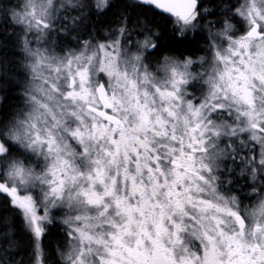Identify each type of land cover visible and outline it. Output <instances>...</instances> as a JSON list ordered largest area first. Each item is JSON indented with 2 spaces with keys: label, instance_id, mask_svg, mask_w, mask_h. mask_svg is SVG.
Returning a JSON list of instances; mask_svg holds the SVG:
<instances>
[{
  "label": "snow or ice",
  "instance_id": "obj_1",
  "mask_svg": "<svg viewBox=\"0 0 264 264\" xmlns=\"http://www.w3.org/2000/svg\"><path fill=\"white\" fill-rule=\"evenodd\" d=\"M115 6L96 0L95 15ZM149 11L177 40L207 31L211 59L153 70ZM92 14L85 0H0L26 77L24 107L0 116V205L35 264L56 211L61 264H264V198L243 203L264 194V0H123L103 39ZM0 241V264H24L14 231Z\"/></svg>",
  "mask_w": 264,
  "mask_h": 264
},
{
  "label": "trees",
  "instance_id": "obj_2",
  "mask_svg": "<svg viewBox=\"0 0 264 264\" xmlns=\"http://www.w3.org/2000/svg\"><path fill=\"white\" fill-rule=\"evenodd\" d=\"M88 1L90 0H87L86 3ZM239 1L229 0L230 3L236 5H238ZM11 2L16 4L19 0H11ZM110 3L116 6L108 8L103 15L99 16L95 15V6L92 3H88L91 5V12L93 13L88 23V30L98 29L99 31L94 34L99 39L104 38L106 30L111 26V21L115 19L114 13L119 12L123 6V0H110ZM146 18L153 31H158L161 34L158 42L159 47L150 56L151 63L159 61V58L164 56L183 58L197 57L208 53L207 46L210 41L207 31L189 32L185 39L177 40L173 31L172 18L158 14L154 16L150 11L146 13ZM97 21H100V23H97ZM10 23V21L9 23H4L3 17H0V60L5 61L9 69L6 74H0V116L6 114L8 118L24 107L21 93L26 80L19 64L16 63V61L22 59L19 49L16 47L17 34L23 35V32L18 27L15 29L10 27ZM236 25H240V23H236ZM72 34L73 36L76 35V33ZM87 38L86 35L82 37V39ZM67 44L69 45V43ZM54 215L57 223L50 227L42 240L46 264H61L59 253L67 252L68 250L65 235L66 229L59 223L64 217V213L56 211ZM12 231L15 232V240L19 245V250L13 259H23L24 264H35L36 258L33 254L32 238L24 232L22 220L18 215L14 216L10 211H3V205H0V237H3L5 232L11 233Z\"/></svg>",
  "mask_w": 264,
  "mask_h": 264
},
{
  "label": "rangeland",
  "instance_id": "obj_3",
  "mask_svg": "<svg viewBox=\"0 0 264 264\" xmlns=\"http://www.w3.org/2000/svg\"><path fill=\"white\" fill-rule=\"evenodd\" d=\"M85 2H87V0H85ZM243 2H244V0H240L239 3H238V5H239L240 3H243ZM88 3H92V4L95 6V4H96V0H90V1H88ZM238 5H237V6H238ZM73 15H76V13H73ZM58 27H59V25H58ZM244 31H246V25H244L243 22H240V25H236V35H237V36L241 35ZM72 35H73V34H72ZM140 39H143V37L141 36ZM63 43L66 44L68 47H74V42L71 43V44H69V45L67 44V43H68L67 41H63ZM208 48H209V43H208V46H207V52H208V53H206L205 55L202 54V55H199V56H197V57H190V58H192L193 60H198L199 58L206 57V58H208V59L210 60V59H211V52L208 51ZM173 57H174V56H173ZM162 58H163V57L159 58V61H155L154 63H152V65H153V70L156 69V66L158 65V63L160 62V60H161ZM176 58H178V57H176ZM185 58H189V57H183V58H179V59H180V60H184ZM198 70H200V69H199V65H196V66L193 68V71H198ZM226 144H227V141H225L224 143H222V144L220 145V147L223 148V147H225ZM237 171H239V169H237ZM250 191H251V188L245 190V192H250ZM261 198H264V194H262V195L259 196V197H258V196H252L251 199H246V200H244L243 203L246 204V205H249L250 208H251V207H255V206L258 204V202H259V200H260Z\"/></svg>",
  "mask_w": 264,
  "mask_h": 264
},
{
  "label": "flooded vegetation",
  "instance_id": "obj_4",
  "mask_svg": "<svg viewBox=\"0 0 264 264\" xmlns=\"http://www.w3.org/2000/svg\"><path fill=\"white\" fill-rule=\"evenodd\" d=\"M161 58V57H160ZM149 59H151V57H149Z\"/></svg>",
  "mask_w": 264,
  "mask_h": 264
}]
</instances>
